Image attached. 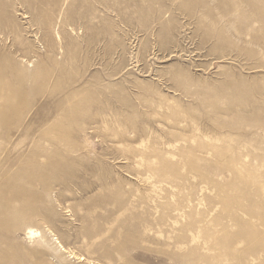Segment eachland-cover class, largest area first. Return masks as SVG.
<instances>
[{"label": "rangeland", "instance_id": "1", "mask_svg": "<svg viewBox=\"0 0 264 264\" xmlns=\"http://www.w3.org/2000/svg\"><path fill=\"white\" fill-rule=\"evenodd\" d=\"M0 264H264V0H0Z\"/></svg>", "mask_w": 264, "mask_h": 264}, {"label": "bare ground", "instance_id": "2", "mask_svg": "<svg viewBox=\"0 0 264 264\" xmlns=\"http://www.w3.org/2000/svg\"><path fill=\"white\" fill-rule=\"evenodd\" d=\"M33 233V231L32 230H30V234H32Z\"/></svg>", "mask_w": 264, "mask_h": 264}]
</instances>
